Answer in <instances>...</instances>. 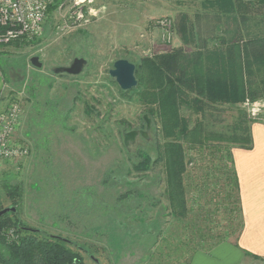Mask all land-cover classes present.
Listing matches in <instances>:
<instances>
[{"label": "rangeland", "instance_id": "rangeland-1", "mask_svg": "<svg viewBox=\"0 0 264 264\" xmlns=\"http://www.w3.org/2000/svg\"><path fill=\"white\" fill-rule=\"evenodd\" d=\"M92 8L97 15L86 27L74 28L67 10H57L47 19L38 41L1 49L0 106L21 104L17 140L31 153L0 171V187L22 184L24 198L18 216L24 224L32 231L67 240L87 264L186 261L194 253L191 242V248L182 247L178 254L172 251L170 255L166 249L177 235L181 240L193 230L184 231L180 221L163 218L167 206L164 167L155 166L148 174L133 170L141 151L157 156V120L147 116L138 95L122 93L110 71L118 60L139 64L142 58L159 54V31L154 24L160 18L173 19L176 42L180 38L177 22L187 15L197 45L225 34L227 26L204 0H94ZM133 36H137L134 43L127 42ZM33 57L40 58L42 69L31 65ZM75 58L88 62L82 75L52 73ZM223 110L218 117L224 125L219 130L240 117L239 109ZM182 115L192 123L197 119L186 107ZM203 166L190 164L189 173L199 174L197 169ZM189 182L192 186L195 181ZM129 192L130 197L123 199ZM192 197L189 188V207L194 209L199 201ZM154 228L156 235L163 232L169 239L157 241ZM229 233L227 242H235L238 234Z\"/></svg>", "mask_w": 264, "mask_h": 264}, {"label": "trees", "instance_id": "trees-1", "mask_svg": "<svg viewBox=\"0 0 264 264\" xmlns=\"http://www.w3.org/2000/svg\"><path fill=\"white\" fill-rule=\"evenodd\" d=\"M204 1L213 5L219 20H224L226 33L197 45L188 16L181 15L177 32L183 46L142 58L135 64L138 86L129 92L121 90L123 94L138 95L147 108V116L158 123L157 156L141 151L133 170L148 174L155 166H163V196L167 203L163 218L180 221L184 231L193 230L183 240H178L177 235L168 242L170 255L172 251L178 254L182 247L195 246L186 261L176 264L190 262L197 252H211L227 241L228 232L239 235L243 230L233 150L253 147L252 121L242 109L243 102L247 98H264V0ZM62 2L55 0L48 9V18ZM14 44L30 43L17 41L8 46ZM209 44L212 48H208ZM190 45L197 50L188 54L184 46ZM184 107L197 116L194 123L182 115ZM225 108L239 109L240 117L219 130L224 121L218 116L224 114ZM92 111L87 108L89 114ZM195 163L204 166L197 169L199 174H190L189 165ZM192 180L194 187L189 182ZM189 188L192 199L199 201L194 209L189 207ZM130 193L123 199L129 198ZM4 198L16 211L0 217V264H87L67 240L32 231L24 224L18 216L24 198L22 184L5 183L0 187V212L8 208ZM157 229L160 231L161 227ZM163 234L159 233L157 241L164 238ZM195 241L198 244H193Z\"/></svg>", "mask_w": 264, "mask_h": 264}, {"label": "built area", "instance_id": "built-area-1", "mask_svg": "<svg viewBox=\"0 0 264 264\" xmlns=\"http://www.w3.org/2000/svg\"><path fill=\"white\" fill-rule=\"evenodd\" d=\"M66 1L68 2L63 0L58 11L67 10L72 26L76 29L88 26L91 17L97 15L92 8L94 0H72L68 6ZM54 2L55 0H0V49L17 41H38L44 34L48 9ZM154 25L159 31L156 50L159 53L169 50L174 42L173 19L160 18ZM242 108L251 121L264 122V98L255 101L247 98ZM22 119L23 108L19 102L4 108L0 106V171L6 165L19 163L30 156V148L17 140Z\"/></svg>", "mask_w": 264, "mask_h": 264}, {"label": "crops", "instance_id": "crops-1", "mask_svg": "<svg viewBox=\"0 0 264 264\" xmlns=\"http://www.w3.org/2000/svg\"><path fill=\"white\" fill-rule=\"evenodd\" d=\"M137 36L127 38V42L134 43ZM179 39L174 41L172 48L183 46ZM184 48L188 54L197 50L193 45ZM208 48L212 45L209 44ZM1 78L0 69V81ZM250 127L253 147L250 150H233L240 184L243 230L235 242L226 241L209 253L197 252L190 262L181 264H264V123L252 122ZM153 231L158 237L157 231ZM119 243V247L123 246L122 240Z\"/></svg>", "mask_w": 264, "mask_h": 264}, {"label": "water", "instance_id": "water-1", "mask_svg": "<svg viewBox=\"0 0 264 264\" xmlns=\"http://www.w3.org/2000/svg\"><path fill=\"white\" fill-rule=\"evenodd\" d=\"M31 65L34 68L42 69L43 64L39 57H33L31 59ZM88 62L84 58H75L69 66L55 67L52 69V73L56 76H73L77 77L84 73ZM110 76L115 80L119 88L124 92H129L138 86V80L136 78V65L128 60L121 59L115 62L114 68L110 71ZM135 135V134H133ZM15 208H6L0 212V217L9 212H15Z\"/></svg>", "mask_w": 264, "mask_h": 264}]
</instances>
